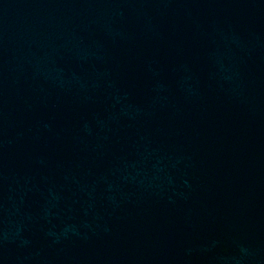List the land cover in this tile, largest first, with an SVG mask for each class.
I'll return each instance as SVG.
<instances>
[{"label": "water", "instance_id": "95a60500", "mask_svg": "<svg viewBox=\"0 0 264 264\" xmlns=\"http://www.w3.org/2000/svg\"><path fill=\"white\" fill-rule=\"evenodd\" d=\"M0 264H264V0H0Z\"/></svg>", "mask_w": 264, "mask_h": 264}]
</instances>
